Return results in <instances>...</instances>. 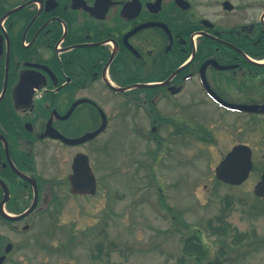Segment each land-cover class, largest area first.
Returning a JSON list of instances; mask_svg holds the SVG:
<instances>
[{
    "label": "flooded vegetation",
    "instance_id": "af4514ba",
    "mask_svg": "<svg viewBox=\"0 0 264 264\" xmlns=\"http://www.w3.org/2000/svg\"><path fill=\"white\" fill-rule=\"evenodd\" d=\"M185 1L21 0L2 13L0 264H23L40 220L87 196L71 192L80 156L100 187L114 137L161 153L208 143L212 119L244 135L264 122L238 107L264 106V0L210 16Z\"/></svg>",
    "mask_w": 264,
    "mask_h": 264
},
{
    "label": "rangeland",
    "instance_id": "374dc122",
    "mask_svg": "<svg viewBox=\"0 0 264 264\" xmlns=\"http://www.w3.org/2000/svg\"><path fill=\"white\" fill-rule=\"evenodd\" d=\"M191 1L210 16L208 7L225 0ZM229 1L240 5L259 0ZM211 122L216 131L209 143L192 138L180 144L173 141L156 158L154 144L142 147L145 155L140 150L134 155L129 136L114 137L96 168L97 195L65 197L54 216L42 218L38 242L24 250L23 264H200L184 252V239L194 232L205 247L202 264L216 258L221 246L230 259L226 264H264V200L254 195L264 172V122L258 127L251 123L245 135L231 127L234 122ZM239 143L253 149L256 170L240 187L217 184L216 166ZM149 149L151 155L146 154ZM225 210L228 232L215 236L208 224L219 225L216 218ZM236 234L248 238L238 243ZM71 239L68 253L62 243Z\"/></svg>",
    "mask_w": 264,
    "mask_h": 264
},
{
    "label": "water",
    "instance_id": "95a60500",
    "mask_svg": "<svg viewBox=\"0 0 264 264\" xmlns=\"http://www.w3.org/2000/svg\"><path fill=\"white\" fill-rule=\"evenodd\" d=\"M99 1L109 2L110 0ZM178 1L183 2V0ZM26 6L27 4L10 11L6 16H10ZM225 6L230 9L233 8L230 2H225ZM247 108L252 111L258 110V107L256 106ZM91 136L92 135H89L87 138H90ZM252 156L253 152L249 146L243 144L235 146L217 166L215 170L216 178L219 181L232 186H240L244 184L249 179L254 167ZM72 186V191L74 193H96V180L91 172L89 161L85 156L84 161L82 159L78 161L76 174L72 178ZM254 193L257 197L264 199V173L262 174L260 181L256 184Z\"/></svg>",
    "mask_w": 264,
    "mask_h": 264
},
{
    "label": "trees",
    "instance_id": "16d2710c",
    "mask_svg": "<svg viewBox=\"0 0 264 264\" xmlns=\"http://www.w3.org/2000/svg\"><path fill=\"white\" fill-rule=\"evenodd\" d=\"M6 2H7L6 0H0V16L6 9L5 6ZM227 217H228V212H226L225 210V212L222 215L216 218V221L219 222V225H215L213 222H210L208 224L209 232L215 236H225L228 232V227H229V223L227 222ZM235 237L239 241L238 243H241L244 238H248L246 234H236ZM73 243H74V239H71L66 243H62V247L68 253H71L73 248L72 246ZM96 246L99 249L100 253L104 252L103 245L101 243H98ZM184 252L186 256L192 257L194 258L195 261H198L200 262V264H202L203 258H206V252L202 239L197 233L194 232L193 234L187 236L184 239ZM226 253L227 251L225 247L221 246L219 250V255L210 262H208L207 264H226L227 260H228L227 263H229L230 259L228 257H225ZM107 254L108 256L110 255L109 252H107Z\"/></svg>",
    "mask_w": 264,
    "mask_h": 264
}]
</instances>
